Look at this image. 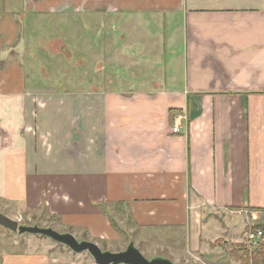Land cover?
Segmentation results:
<instances>
[{
	"label": "crops",
	"instance_id": "crops-1",
	"mask_svg": "<svg viewBox=\"0 0 264 264\" xmlns=\"http://www.w3.org/2000/svg\"><path fill=\"white\" fill-rule=\"evenodd\" d=\"M86 4L118 13L85 38L95 65L123 66L120 88L95 69L89 89L32 86L19 66L32 27L0 15V212L103 250L132 241L152 258L240 264L232 244L250 248L264 221V0ZM37 236L0 264H96Z\"/></svg>",
	"mask_w": 264,
	"mask_h": 264
},
{
	"label": "rangeland",
	"instance_id": "rangeland-1",
	"mask_svg": "<svg viewBox=\"0 0 264 264\" xmlns=\"http://www.w3.org/2000/svg\"><path fill=\"white\" fill-rule=\"evenodd\" d=\"M31 1L36 3L34 9ZM46 2L47 0H0V15L11 14L12 16L9 15L8 18L12 21L13 27H23L26 35L30 33L29 27H32L31 34H29L31 41L27 44L26 54L21 58V63H19L22 72L28 77L27 82L33 79L32 86L37 88L51 87L61 89L64 87L68 91L76 88L89 89L91 82H95V80L89 81L94 78V76L89 75L93 74L95 69L96 72L94 74H97V82L100 84L107 82V78L104 79L102 74L103 72H108L112 74V86L120 88L122 80L118 77L123 75V72H121L123 66L120 64H104L102 67H100V64L95 65L93 63L95 62V57L92 55V50L85 38V36H89L86 29L94 27V25L95 27H119L118 13L111 16L110 19L105 17L102 12H97L93 14L94 16H90L86 0H66L50 3L48 6H46ZM24 3H27L26 8ZM50 7H54L56 10L52 12ZM0 19H2V16H0ZM161 34H163L162 31ZM167 34L165 33V35ZM173 43L177 53H181L182 41L179 32H176L175 37H173ZM100 53H103V49ZM176 66L178 72L181 73L182 66L178 63ZM169 68L171 69L172 66H169ZM118 71L119 74L116 75ZM88 77L93 78L88 79ZM131 82L137 85L135 84V79L131 80ZM18 222L23 224L20 221ZM30 225H36V223L33 222ZM31 236L35 237V235L29 233L19 234L10 231L0 225V252L5 248H10V250L16 252L25 250L27 247L25 237ZM37 237L51 242L57 250L69 249L61 243L53 242L49 237L41 235ZM80 238L77 236L78 240H82ZM123 239L126 242V238L124 237ZM244 245L246 246V244ZM101 246L103 247V245ZM138 246L137 248L145 257L152 258L154 253L152 250L146 248L143 252L140 249L141 245L138 244ZM253 247L250 246L251 249ZM81 255H86L91 259L87 252H83Z\"/></svg>",
	"mask_w": 264,
	"mask_h": 264
},
{
	"label": "water",
	"instance_id": "water-1",
	"mask_svg": "<svg viewBox=\"0 0 264 264\" xmlns=\"http://www.w3.org/2000/svg\"><path fill=\"white\" fill-rule=\"evenodd\" d=\"M0 225L19 234L46 236L57 243L67 246L75 253L87 252L96 264H185L173 262L164 257H145L131 241L119 251L101 249L96 242L87 239L78 240L70 232H58L51 227L21 224L0 212Z\"/></svg>",
	"mask_w": 264,
	"mask_h": 264
},
{
	"label": "trees",
	"instance_id": "trees-1",
	"mask_svg": "<svg viewBox=\"0 0 264 264\" xmlns=\"http://www.w3.org/2000/svg\"><path fill=\"white\" fill-rule=\"evenodd\" d=\"M254 228H261L263 231V239L259 244L251 249L244 243H235L229 251L230 256L240 264H264V222L256 224Z\"/></svg>",
	"mask_w": 264,
	"mask_h": 264
},
{
	"label": "built area",
	"instance_id": "built-area-1",
	"mask_svg": "<svg viewBox=\"0 0 264 264\" xmlns=\"http://www.w3.org/2000/svg\"><path fill=\"white\" fill-rule=\"evenodd\" d=\"M27 5V3H24V7ZM26 8V7H25ZM50 10L53 12L56 10L54 7H50ZM172 132H178L179 131V116L174 118L173 124H172ZM256 224L251 223L250 227L246 233V241L250 246H255L259 244L263 239V231L261 228H254Z\"/></svg>",
	"mask_w": 264,
	"mask_h": 264
}]
</instances>
